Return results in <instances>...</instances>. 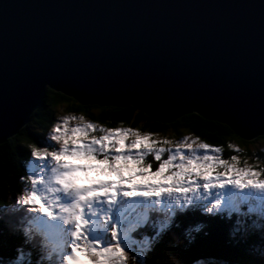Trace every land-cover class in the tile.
Returning <instances> with one entry per match:
<instances>
[{
	"label": "snow or ice",
	"instance_id": "6c2138e0",
	"mask_svg": "<svg viewBox=\"0 0 264 264\" xmlns=\"http://www.w3.org/2000/svg\"><path fill=\"white\" fill-rule=\"evenodd\" d=\"M260 8L259 119L264 128V3ZM46 86L78 96L43 70L27 68L16 113L25 112L33 92L41 99ZM79 97L86 101L81 108L93 99ZM40 99L30 109L43 107ZM125 105L169 122L161 113L180 105L189 106L181 112L199 113L201 98L172 88L142 89L131 91ZM94 107L123 110L112 103ZM28 114L15 129L30 122ZM255 115L251 97L241 95L229 99L213 123L236 128ZM12 118L5 100L0 144L13 140ZM33 140L26 144V174L19 176L23 186L14 203L0 207V264L5 259L7 264H185L184 242L171 233L178 217L190 212L206 221L225 220L232 239L230 252L206 253L195 264H212L213 255L217 264H264V249L258 260L241 258L247 255L246 241L264 240V165L259 162L249 164L245 158L241 165L238 155L223 158L222 146L192 133L170 139L122 121L107 126L83 114L59 117L46 137ZM228 148L239 151L232 143ZM206 221L196 225L197 234L208 227Z\"/></svg>",
	"mask_w": 264,
	"mask_h": 264
},
{
	"label": "water",
	"instance_id": "95a60500",
	"mask_svg": "<svg viewBox=\"0 0 264 264\" xmlns=\"http://www.w3.org/2000/svg\"><path fill=\"white\" fill-rule=\"evenodd\" d=\"M262 3L0 0V112L6 100L14 116L8 130L18 133L27 123L15 129L22 115L29 111L30 117L36 109H30L40 99L35 92L23 114L16 113V100L25 70L38 68L55 84H67L78 96L65 93L82 103L86 101L79 96L93 98L87 103L121 105L133 90L172 88L199 96V114L214 119L229 99L250 96L255 119L229 126L247 139L264 134L259 119ZM188 107L161 115L172 120L177 118L173 112L181 115L187 112L180 109Z\"/></svg>",
	"mask_w": 264,
	"mask_h": 264
},
{
	"label": "trees",
	"instance_id": "16d2710c",
	"mask_svg": "<svg viewBox=\"0 0 264 264\" xmlns=\"http://www.w3.org/2000/svg\"><path fill=\"white\" fill-rule=\"evenodd\" d=\"M76 101L79 100L48 86L41 100L43 107L33 111L30 122H27L18 133L13 135V140H8L6 144H0V207L14 203L15 195L23 186L19 176L26 174L27 142H35L34 137H46L52 123L58 120L62 109L74 114L81 113L89 120H95L97 123H104L107 126H116L122 121L124 126L139 127L141 130L163 133L164 135L172 134L174 139L192 133L208 143L222 146L221 155L223 158L238 155L244 160L245 158L249 159V162L264 163V155L261 153L263 158H260L259 155L258 159L255 156L256 160L254 161L251 149L248 147L255 141L264 138V134L253 139L241 137L230 126L224 127L223 122L213 123V119L205 118L196 111L181 114L179 118L165 122L145 114L143 110H138L134 105L129 107L125 104H116L118 108H123L119 112L115 110L98 111L94 107L95 103H88L87 108H81L80 105L84 103L80 101L76 103ZM229 143L237 144L236 148L239 151L229 149ZM205 221L206 218L200 213L190 212L178 217V223L173 226L171 234L184 242L187 249L184 254L185 264H195L206 253H215L216 251L228 253L231 251L232 239L227 231L228 222L220 218L207 220L208 227L201 229L197 234L195 232L196 225ZM246 244L247 255L241 258L258 260L262 249H264V240L253 238L246 241ZM210 260L212 264H217L215 255L211 256ZM3 264H7V259L3 261Z\"/></svg>",
	"mask_w": 264,
	"mask_h": 264
},
{
	"label": "rangeland",
	"instance_id": "374dc122",
	"mask_svg": "<svg viewBox=\"0 0 264 264\" xmlns=\"http://www.w3.org/2000/svg\"><path fill=\"white\" fill-rule=\"evenodd\" d=\"M42 98H43V96H42ZM42 98H41V100H42ZM40 103H41V101H40ZM62 108H64V107H62ZM37 109V108H36ZM35 109V110H36ZM69 114H74L73 112H69V111H66V109L65 110H60V113H59V116H58V118L59 117H61V116H64V115H69ZM81 114V113H80ZM80 114H75V115H80ZM85 116V115H84ZM86 118V117H85ZM86 119H88V118H86ZM160 136H170V137H168V138H170V139H174V138H172V137H174L172 134H169V135H164L163 133H158ZM236 147H238L237 146V144H234ZM250 149H251V152H252V154H251V156L253 157V156H256L257 157V159H258V156L260 155V158L262 157L263 158V155H264V138H261V139H259V140H257V141H255L254 143H252V144H250L249 146H248ZM222 153V152H221ZM263 155H262V154ZM249 159H247V161H248ZM76 162H78V163H84V161H76ZM240 163H241V165H243V163H244V159H242L241 157H240ZM248 163L249 164H252V163H254V162H249L248 161ZM260 165H264V163L262 164V163H259ZM95 173L94 172H89V176H93V177H95ZM100 178L101 179H105L106 177H104V176H100ZM112 179H116V177L113 175L112 177H111Z\"/></svg>",
	"mask_w": 264,
	"mask_h": 264
}]
</instances>
